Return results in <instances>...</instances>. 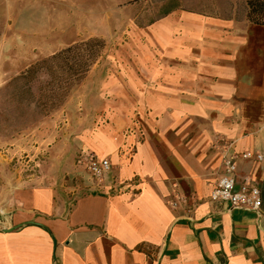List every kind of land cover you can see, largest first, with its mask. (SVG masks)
I'll return each instance as SVG.
<instances>
[{
	"label": "crops",
	"instance_id": "crops-1",
	"mask_svg": "<svg viewBox=\"0 0 264 264\" xmlns=\"http://www.w3.org/2000/svg\"><path fill=\"white\" fill-rule=\"evenodd\" d=\"M160 7L112 54L105 122L73 130L83 163H110L90 190L67 202L0 173V264H264V25L245 0ZM225 147L253 154L236 181L258 186V211L209 198Z\"/></svg>",
	"mask_w": 264,
	"mask_h": 264
},
{
	"label": "rangeland",
	"instance_id": "rangeland-1",
	"mask_svg": "<svg viewBox=\"0 0 264 264\" xmlns=\"http://www.w3.org/2000/svg\"><path fill=\"white\" fill-rule=\"evenodd\" d=\"M217 1V0H213ZM170 0H0V173L28 178L32 184L53 187L59 198L72 202L90 190L95 176L86 169L73 130L96 128L104 123L101 88L112 54L127 36L162 14ZM210 12L217 8L204 7ZM113 21L105 33L102 19ZM88 37L103 40L99 55L63 102L46 115L22 94L21 80L13 78L31 63ZM49 47V50L40 48ZM34 49V51H32ZM38 51H53L38 54ZM34 52L33 54H31ZM46 75L33 82L43 83ZM16 85V86H15ZM51 115L49 120L46 116Z\"/></svg>",
	"mask_w": 264,
	"mask_h": 264
},
{
	"label": "trees",
	"instance_id": "trees-1",
	"mask_svg": "<svg viewBox=\"0 0 264 264\" xmlns=\"http://www.w3.org/2000/svg\"><path fill=\"white\" fill-rule=\"evenodd\" d=\"M245 1L247 19L254 24L264 25V0ZM102 45V39L88 37L31 63L13 78L22 81L18 86L19 96L24 94L29 104L41 109L46 115L63 102L75 83L80 82L95 62ZM42 74L47 79L43 83L38 82L34 91L33 82Z\"/></svg>",
	"mask_w": 264,
	"mask_h": 264
},
{
	"label": "built area",
	"instance_id": "built-area-1",
	"mask_svg": "<svg viewBox=\"0 0 264 264\" xmlns=\"http://www.w3.org/2000/svg\"><path fill=\"white\" fill-rule=\"evenodd\" d=\"M253 154L249 151L237 154L230 152L225 147L221 154V162L224 167L223 173L218 177L212 188L209 198L212 201L228 202L232 207L244 208L258 211L261 205V196L258 186L251 184L249 179L241 183L236 181V159L241 157L249 159ZM257 160L262 159V155L255 154ZM84 165L88 172L95 177H101L110 167L109 160L99 157L94 152H89L84 160Z\"/></svg>",
	"mask_w": 264,
	"mask_h": 264
}]
</instances>
